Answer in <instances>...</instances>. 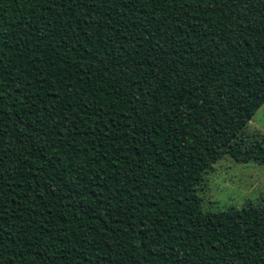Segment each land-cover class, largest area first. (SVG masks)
I'll list each match as a JSON object with an SVG mask.
<instances>
[{
    "label": "trees",
    "instance_id": "16d2710c",
    "mask_svg": "<svg viewBox=\"0 0 264 264\" xmlns=\"http://www.w3.org/2000/svg\"><path fill=\"white\" fill-rule=\"evenodd\" d=\"M264 0H0V264H264Z\"/></svg>",
    "mask_w": 264,
    "mask_h": 264
},
{
    "label": "rangeland",
    "instance_id": "374dc122",
    "mask_svg": "<svg viewBox=\"0 0 264 264\" xmlns=\"http://www.w3.org/2000/svg\"><path fill=\"white\" fill-rule=\"evenodd\" d=\"M249 131L264 135V106L249 124ZM205 209L224 211L248 202L264 205V166L240 164L225 157L214 165L201 190Z\"/></svg>",
    "mask_w": 264,
    "mask_h": 264
}]
</instances>
